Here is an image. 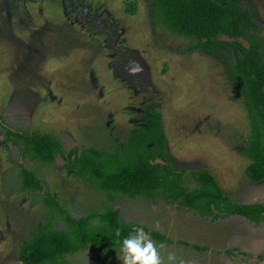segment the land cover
<instances>
[{
	"label": "rangeland",
	"instance_id": "374dc122",
	"mask_svg": "<svg viewBox=\"0 0 264 264\" xmlns=\"http://www.w3.org/2000/svg\"><path fill=\"white\" fill-rule=\"evenodd\" d=\"M239 5L254 28L237 39L247 45L255 38L264 53V0ZM194 44L151 23L148 0H0V264H22L19 246L36 230L68 229L43 203L46 193L74 219L110 209L150 236L162 234L169 243L151 238L164 245L165 260L174 252L185 264H264V221L202 217L164 191L109 201L66 171L63 158L39 162L7 142L9 130L37 132L65 154L88 147L115 153L153 109L175 170H207L231 202L264 205V180L244 172L249 123L228 74L236 56L229 46L208 52ZM22 166L41 191L22 188ZM120 255L87 248L63 264H122Z\"/></svg>",
	"mask_w": 264,
	"mask_h": 264
},
{
	"label": "trees",
	"instance_id": "16d2710c",
	"mask_svg": "<svg viewBox=\"0 0 264 264\" xmlns=\"http://www.w3.org/2000/svg\"><path fill=\"white\" fill-rule=\"evenodd\" d=\"M239 2L148 0L154 25L193 41L200 50L212 52L227 46L232 49L236 61L229 64L228 74L241 95L249 123V138L243 149L249 162L244 172L250 180L260 182L264 180V53L255 38L249 39L247 45L237 39L243 31L254 28L251 14L242 10ZM134 10V3L126 1L125 13L132 14ZM144 116V128L131 132L115 153L88 147L81 151L74 148L65 154L56 139L37 132L9 130L7 142L21 147L24 154L39 162L52 163L56 157L63 158L66 171L89 187L102 191L109 201L120 196L152 198L158 191H164L171 202L194 210L202 217L239 215L256 224L264 221V205L231 202L222 196L207 170H192L188 174L185 169L175 170L168 160L160 117L153 109ZM20 175L22 188L42 190L40 181L31 171L22 166ZM188 182L194 183L192 190L185 188ZM43 203L63 217L68 229L36 230L19 246L22 264H63L67 256L87 248L98 252L119 251L122 240L139 226L120 219L119 213L110 209L74 219L47 193ZM117 229L119 237L115 235ZM151 236L160 243H169L162 234L152 233ZM189 247L203 250L199 246ZM259 258H264V253Z\"/></svg>",
	"mask_w": 264,
	"mask_h": 264
},
{
	"label": "clouds",
	"instance_id": "9594fccd",
	"mask_svg": "<svg viewBox=\"0 0 264 264\" xmlns=\"http://www.w3.org/2000/svg\"><path fill=\"white\" fill-rule=\"evenodd\" d=\"M115 235L120 236L119 229ZM163 248L162 244L157 246L143 226H137L122 240L119 258L122 264H185V261L179 259L174 252H169L165 260L161 254ZM85 259L87 260V254Z\"/></svg>",
	"mask_w": 264,
	"mask_h": 264
},
{
	"label": "crops",
	"instance_id": "0c3cea01",
	"mask_svg": "<svg viewBox=\"0 0 264 264\" xmlns=\"http://www.w3.org/2000/svg\"><path fill=\"white\" fill-rule=\"evenodd\" d=\"M245 204H251L250 202H247V203H245ZM253 223V222H252ZM259 224V223H258ZM260 224H262V223H260Z\"/></svg>",
	"mask_w": 264,
	"mask_h": 264
}]
</instances>
